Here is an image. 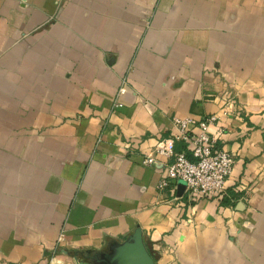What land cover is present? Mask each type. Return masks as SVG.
<instances>
[{
    "label": "crops",
    "instance_id": "crops-1",
    "mask_svg": "<svg viewBox=\"0 0 264 264\" xmlns=\"http://www.w3.org/2000/svg\"><path fill=\"white\" fill-rule=\"evenodd\" d=\"M174 117L214 118L221 198L158 190ZM135 228L153 264H264V0H0V264Z\"/></svg>",
    "mask_w": 264,
    "mask_h": 264
},
{
    "label": "built area",
    "instance_id": "built-area-1",
    "mask_svg": "<svg viewBox=\"0 0 264 264\" xmlns=\"http://www.w3.org/2000/svg\"><path fill=\"white\" fill-rule=\"evenodd\" d=\"M120 92L119 90L118 94ZM222 101L227 107L234 104L227 91L222 93ZM118 106L119 104L115 105ZM213 121V117L196 123L189 118L171 119L176 134L172 138L157 141L152 150L153 154L168 161L165 175L158 183V190L170 185L171 192H176L177 183L181 182L184 184L181 196L191 205L200 199L221 198L224 195L223 186L231 171L232 158L225 151L217 150L215 138L208 135L207 128ZM195 128L196 132H193ZM176 141L183 144L189 157L185 151L174 152ZM141 163L147 167L153 165L152 155L146 154ZM180 197L174 200H179ZM56 241L60 242L61 238L58 237Z\"/></svg>",
    "mask_w": 264,
    "mask_h": 264
},
{
    "label": "water",
    "instance_id": "water-1",
    "mask_svg": "<svg viewBox=\"0 0 264 264\" xmlns=\"http://www.w3.org/2000/svg\"><path fill=\"white\" fill-rule=\"evenodd\" d=\"M183 190L184 184L178 182L176 195L181 196ZM62 253L77 264H153L139 228H135L121 242H108L103 250L62 251Z\"/></svg>",
    "mask_w": 264,
    "mask_h": 264
}]
</instances>
